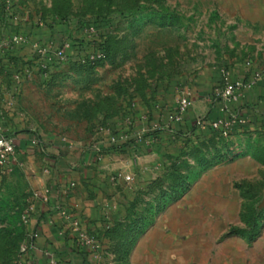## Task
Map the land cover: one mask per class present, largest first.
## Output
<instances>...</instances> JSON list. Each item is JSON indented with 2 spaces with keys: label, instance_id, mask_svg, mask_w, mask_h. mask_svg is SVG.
I'll return each mask as SVG.
<instances>
[{
  "label": "rangeland",
  "instance_id": "rangeland-1",
  "mask_svg": "<svg viewBox=\"0 0 264 264\" xmlns=\"http://www.w3.org/2000/svg\"><path fill=\"white\" fill-rule=\"evenodd\" d=\"M262 70L264 0H0V126L19 159L0 165V264H48L20 247L54 178L72 202L76 191L105 195L120 219L109 259L87 264H124L141 219H204L215 247L237 235L244 264H264V115L236 123L232 111L227 135L175 127L192 113L227 118L228 82L254 80L251 103ZM183 97L192 104L176 120ZM68 231L69 257L44 249L80 264Z\"/></svg>",
  "mask_w": 264,
  "mask_h": 264
},
{
  "label": "crops",
  "instance_id": "crops-1",
  "mask_svg": "<svg viewBox=\"0 0 264 264\" xmlns=\"http://www.w3.org/2000/svg\"><path fill=\"white\" fill-rule=\"evenodd\" d=\"M191 118H196L195 113L187 117V119ZM24 143V141L23 144L20 142L18 146H24ZM58 175L61 177V183L69 182L71 177L63 168L57 171L56 176ZM61 187L58 179L54 178L48 201H37L36 211L32 216L33 226L39 234V246L35 256H40L39 252H42V249L50 247L61 255L69 257L70 248L64 238L67 234L63 233H69L68 228L71 224H65L62 220L64 218L55 209L56 203L62 198L64 203H61L62 201L60 203L67 210L74 211L71 216L75 219L73 223L76 227L86 230L102 244L100 260L94 259L93 255L89 254L90 250L83 247L82 254L77 256L79 263L81 264L82 257L87 255L93 263L101 262L102 256H104L103 261L109 259L110 251L107 252L106 249L112 246L111 235L114 234L110 223L120 219H109L108 206L102 200L105 195L103 198L99 192L101 197L92 199L87 189L84 192L76 191L77 195L74 198L77 197L78 200L73 199L72 202V198L64 195ZM51 219H55L56 222L52 224ZM128 220L130 224L137 222L135 219ZM144 220H151V223L141 230L137 237L133 236V232L127 231L130 234L128 238V234L126 235L123 243L124 264H244L245 252L242 246H238L239 237L237 235L231 237L229 241H224L215 247L211 241V234L202 227L204 219H141V222ZM233 241L237 246H232ZM112 256L113 259L116 255ZM119 261L117 259L112 262L118 264Z\"/></svg>",
  "mask_w": 264,
  "mask_h": 264
},
{
  "label": "built area",
  "instance_id": "built-area-1",
  "mask_svg": "<svg viewBox=\"0 0 264 264\" xmlns=\"http://www.w3.org/2000/svg\"><path fill=\"white\" fill-rule=\"evenodd\" d=\"M254 79H262L264 80V70L256 71L253 76ZM254 80H250L249 83H245L242 79H238L232 82H228L226 89L223 92L222 99L224 103V109L228 112L230 111L227 101H239L246 93L247 89H250ZM192 101L189 97H183L178 101V110L176 120H178L181 115L185 114L187 110L190 108ZM203 119V118H202ZM197 118V123L200 127L205 128L206 123L202 120ZM231 121L225 119H218L217 121H213L211 125L213 128L220 130L222 135H227L230 128H231ZM30 141L33 145L38 143V140L35 136L30 138ZM16 135L14 133H6L0 126V165L5 166L8 164H18L19 159L16 153ZM47 199V198H46ZM55 209L59 212L65 224H73L75 230H77V242L76 248H83L87 247L94 259L99 258V254L102 250V244L95 240L86 230L82 228H77L76 225L73 223L75 219H72V216L68 212V210L60 203H56ZM52 224L56 221L55 219L50 220ZM26 223H29V236L25 240V242L21 245L20 250L23 254L27 253H35L38 249L39 244V234L37 229L33 226L32 218L26 216L25 219ZM64 224V223H63ZM43 254L50 256L48 260V264H59V261L54 257V254H51L47 249H42ZM27 264H31L30 261Z\"/></svg>",
  "mask_w": 264,
  "mask_h": 264
},
{
  "label": "trees",
  "instance_id": "trees-1",
  "mask_svg": "<svg viewBox=\"0 0 264 264\" xmlns=\"http://www.w3.org/2000/svg\"><path fill=\"white\" fill-rule=\"evenodd\" d=\"M103 22H108L107 20H104ZM92 27H94L92 25ZM242 80L245 82L247 79H243ZM253 93L251 94L252 98L250 100L251 103H244V98L246 96V93L245 95L239 100V101H230L231 105L229 107L230 111L228 112L227 110L224 109V104L221 105V111L223 112V115L224 117H227L225 118V120H228V118H230V115L232 114V111H237L238 110V113H237V118L234 119V121L237 123L239 121H245L246 119H250L252 121H255L256 119L260 117H263L264 115V107H263V110L261 109V105L264 104V101H259L258 102V96H259V92H264V83H260L258 88H254V90L252 91ZM241 103H243L244 105L240 107ZM255 105V106H254ZM255 107L259 108L260 109V114L257 113ZM219 118H214L212 119L209 114L207 115V117L203 118L202 120L206 123V126H205V130L208 132V133H212V134H219V135H222L221 131L220 130H217L215 128H213V126L211 125V123L213 121H217ZM221 119V118H220ZM197 119H185L184 122H179L178 124H175V127L176 128H183V125L185 128L187 127H197L198 123H197ZM232 128V126H231ZM230 128V129H231ZM145 222H148L147 226L151 223V220H144ZM74 250V248H73ZM82 254V251L81 253ZM89 254H92L91 251H89ZM82 264H87L89 260V257L88 255L87 256H83L82 257ZM66 261V260H65ZM67 263H69V261H66ZM65 262V263H66Z\"/></svg>",
  "mask_w": 264,
  "mask_h": 264
}]
</instances>
